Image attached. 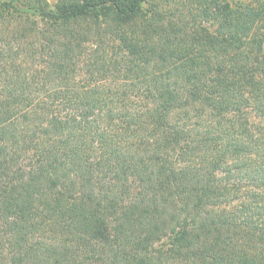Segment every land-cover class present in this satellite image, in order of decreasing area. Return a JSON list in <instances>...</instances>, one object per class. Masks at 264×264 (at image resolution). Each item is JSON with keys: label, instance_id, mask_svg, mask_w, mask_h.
<instances>
[{"label": "trees", "instance_id": "16d2710c", "mask_svg": "<svg viewBox=\"0 0 264 264\" xmlns=\"http://www.w3.org/2000/svg\"><path fill=\"white\" fill-rule=\"evenodd\" d=\"M245 108L264 0H0V264H264Z\"/></svg>", "mask_w": 264, "mask_h": 264}, {"label": "rangeland", "instance_id": "374dc122", "mask_svg": "<svg viewBox=\"0 0 264 264\" xmlns=\"http://www.w3.org/2000/svg\"><path fill=\"white\" fill-rule=\"evenodd\" d=\"M50 6H53L56 0H48ZM82 70V67H81ZM81 70L79 71V75H82ZM244 115L248 118L249 122L253 124L254 126H262L264 128V119L260 118L259 115L251 108H245L244 109ZM220 175V173L217 174V176ZM130 186L132 189V192H135L139 188V182L135 177H130Z\"/></svg>", "mask_w": 264, "mask_h": 264}]
</instances>
